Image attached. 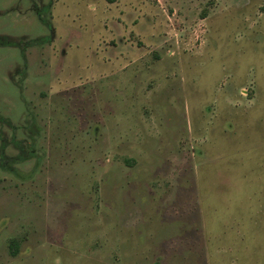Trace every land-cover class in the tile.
Instances as JSON below:
<instances>
[{
	"label": "rangeland",
	"instance_id": "1",
	"mask_svg": "<svg viewBox=\"0 0 264 264\" xmlns=\"http://www.w3.org/2000/svg\"><path fill=\"white\" fill-rule=\"evenodd\" d=\"M0 264H264V0H0Z\"/></svg>",
	"mask_w": 264,
	"mask_h": 264
},
{
	"label": "trees",
	"instance_id": "2",
	"mask_svg": "<svg viewBox=\"0 0 264 264\" xmlns=\"http://www.w3.org/2000/svg\"><path fill=\"white\" fill-rule=\"evenodd\" d=\"M11 248H12V252L15 254L16 253V248H17V243L12 242L11 243Z\"/></svg>",
	"mask_w": 264,
	"mask_h": 264
}]
</instances>
